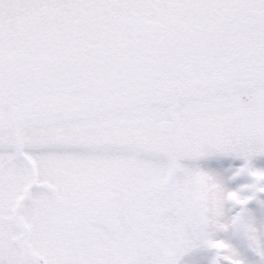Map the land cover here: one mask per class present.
<instances>
[{
    "label": "snow or ice",
    "instance_id": "6c2138e0",
    "mask_svg": "<svg viewBox=\"0 0 264 264\" xmlns=\"http://www.w3.org/2000/svg\"><path fill=\"white\" fill-rule=\"evenodd\" d=\"M262 158L264 0H0V264H264Z\"/></svg>",
    "mask_w": 264,
    "mask_h": 264
},
{
    "label": "rangeland",
    "instance_id": "374dc122",
    "mask_svg": "<svg viewBox=\"0 0 264 264\" xmlns=\"http://www.w3.org/2000/svg\"><path fill=\"white\" fill-rule=\"evenodd\" d=\"M257 163H258V164H260V163H264V158L258 160Z\"/></svg>",
    "mask_w": 264,
    "mask_h": 264
},
{
    "label": "flooded vegetation",
    "instance_id": "af4514ba",
    "mask_svg": "<svg viewBox=\"0 0 264 264\" xmlns=\"http://www.w3.org/2000/svg\"><path fill=\"white\" fill-rule=\"evenodd\" d=\"M238 162V161H237Z\"/></svg>",
    "mask_w": 264,
    "mask_h": 264
}]
</instances>
